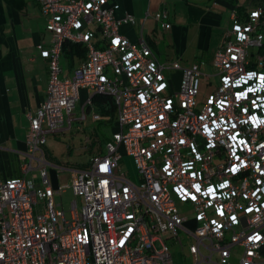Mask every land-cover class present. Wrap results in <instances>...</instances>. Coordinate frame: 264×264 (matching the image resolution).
I'll return each mask as SVG.
<instances>
[{"label":"built area","instance_id":"2783aa9c","mask_svg":"<svg viewBox=\"0 0 264 264\" xmlns=\"http://www.w3.org/2000/svg\"><path fill=\"white\" fill-rule=\"evenodd\" d=\"M37 3L49 80L44 104L26 113L21 170L34 161L40 182L0 177V264H230L236 247L239 264H264V8L232 15L211 61L218 86L198 103L199 81L212 79L202 73L206 62L182 69L169 93L162 71L178 66L158 64L143 39L122 37L119 27L135 20L116 19L108 0ZM152 18L170 29L165 13ZM65 43L85 48V59L60 79ZM80 89L114 99L119 131L84 168L69 170L80 207L73 200L65 211L54 199L65 189L54 191L47 172L68 169L49 162L44 144L70 127ZM122 146L137 182L123 171ZM179 204L192 211L193 230Z\"/></svg>","mask_w":264,"mask_h":264},{"label":"crops","instance_id":"0c3cea01","mask_svg":"<svg viewBox=\"0 0 264 264\" xmlns=\"http://www.w3.org/2000/svg\"><path fill=\"white\" fill-rule=\"evenodd\" d=\"M23 3L20 7L8 6L0 0V177H24L38 184L36 163L32 161L33 170L26 174L21 167L27 162L26 113L36 115L46 99L49 68L47 61L40 56L38 46L48 37L44 35L46 18L37 1L24 0ZM259 4L263 6L264 0H108L107 7L114 10L118 20L126 16L135 20L134 28L129 23L119 27L122 37L132 44L143 39L158 64L167 66L175 63L178 69L173 70L182 71L196 62H207L210 54L222 46L223 35L232 27L236 8H248L249 11ZM157 13L166 14V22L171 26L169 30H163L160 23L152 18ZM84 59L85 55L69 61L61 55L60 79L71 78ZM165 70L162 72L167 79ZM176 90L169 87V93ZM83 97L87 99L82 105L81 118L75 119L73 114L70 127L64 126L56 133L47 134L46 138L52 135V138L59 139L71 129L75 120H86L90 112L91 120L100 122L102 117L94 109H86L92 97L88 89L79 90L80 101ZM92 131L96 135V129ZM95 135L91 133L81 143L94 155L99 154L101 148L104 150L100 141L93 140ZM45 151L50 161L61 165L46 145Z\"/></svg>","mask_w":264,"mask_h":264},{"label":"rangeland","instance_id":"374dc122","mask_svg":"<svg viewBox=\"0 0 264 264\" xmlns=\"http://www.w3.org/2000/svg\"><path fill=\"white\" fill-rule=\"evenodd\" d=\"M127 25V24H124ZM132 28H134L135 25L129 24ZM94 28L95 26L92 25ZM229 31V30H227ZM253 52H257L256 49H252ZM210 59L206 62V64H203L201 66L202 73L204 75H212L211 84H208L207 81L204 79L199 81V89H198V97L197 101L198 103H203L205 100V97L212 93L218 86V77L214 76L215 71L213 70V67L211 65L212 61V53L210 54ZM165 73H167V81L168 85L170 87V90H176L179 89L182 71L179 70H165ZM112 76V74L110 73ZM177 91V90H176ZM174 91V92H176ZM90 97V96H89ZM87 97H83L80 101L75 105V108L73 110V114L75 115V119L81 118V109L83 103L85 104V100ZM92 112H90L87 115L86 120L79 122L74 121L72 123V127L70 130H68L64 135L59 137V139L52 138V135L47 136L45 139V145L47 148L51 149V152L53 153L54 157L57 158L61 165H63L66 169L63 172H58L55 168H50L47 172V177L52 185V188L54 191L62 187L65 189V193L61 195H55L54 199L57 204L61 202L62 206L65 208L66 211L68 209L69 203L73 200H76L78 208L80 207V200L78 198H75L71 191V185H72V177L71 172L69 171L71 168H76L79 165H87L91 158H93L94 154L89 152L85 148L84 144L81 146V143L84 142V139H87L89 135L92 133L95 135L92 131L93 128L96 129V135L93 137V140L100 141L101 146L104 147L106 143L112 141V135L114 133H117L119 131V125L109 123L107 119L101 118L100 122H93L92 120ZM116 120V119H115ZM117 122V121H116ZM67 125V123H65ZM84 130V131H83ZM119 152L122 155V168L123 171L128 175L131 176V179L134 182H137V170L136 166L133 162V159L129 157L126 153L125 148L122 146L119 148ZM178 211L179 214L186 219L184 222V227L187 230H193L196 226L195 222L193 221V214L192 211L189 209V206L187 204L184 205H178ZM190 243V241H189ZM187 252V247L185 248ZM171 251L173 253L180 251V247L178 246H172ZM237 253V254H236ZM239 253L240 250L236 247L234 249V253L232 254L230 264H239ZM180 255V254H178Z\"/></svg>","mask_w":264,"mask_h":264},{"label":"trees","instance_id":"16d2710c","mask_svg":"<svg viewBox=\"0 0 264 264\" xmlns=\"http://www.w3.org/2000/svg\"><path fill=\"white\" fill-rule=\"evenodd\" d=\"M24 0H4V2L8 6H16L20 7L23 5ZM257 8H264L261 4L258 5ZM256 9V8H255ZM252 10L248 11V8H236L234 11L236 18L239 20H243L244 18L247 17L249 12ZM258 54H264V44L262 48L258 50ZM85 55V48H83L79 44H74V43H65L62 47V57L66 60L72 61L75 57L82 58ZM87 111H91L94 109L95 113H97L99 116H101L103 119H107L109 123L117 124L116 122V117H115V103L114 99L107 94H95L90 98L89 105L86 106ZM95 143H93L94 145ZM101 145V143H100ZM100 153H103L102 148L100 149ZM99 153V154H100ZM77 167L83 168L85 166L79 165ZM262 255H264V250L260 251Z\"/></svg>","mask_w":264,"mask_h":264},{"label":"clouds","instance_id":"9594fccd","mask_svg":"<svg viewBox=\"0 0 264 264\" xmlns=\"http://www.w3.org/2000/svg\"><path fill=\"white\" fill-rule=\"evenodd\" d=\"M36 1H37V0H36ZM94 95H95V94H94ZM91 96H93V95H91ZM78 100H79V99H78ZM77 102H78V101H77ZM72 118H73V116H72ZM64 126H67V125H64ZM64 126H63V127H64ZM67 127H68V126H67ZM59 130H60V129H59ZM57 132H58V131H57ZM55 133H56V132H55ZM45 139H46V137H45ZM44 150H45V144H44ZM45 153H46V151H45ZM46 158L49 160V158H48V156H47V153H46ZM49 162H51L52 165H57V166H58V164L53 163V162L50 161V160H49ZM60 166H61V165H60ZM50 168H51V167H49L48 170H49ZM52 168H53V167H52ZM50 185H51V184H50ZM51 187H52V185H51ZM52 189H53V188H52ZM53 190H54V189H53Z\"/></svg>","mask_w":264,"mask_h":264}]
</instances>
